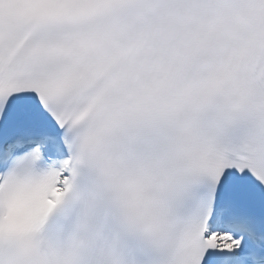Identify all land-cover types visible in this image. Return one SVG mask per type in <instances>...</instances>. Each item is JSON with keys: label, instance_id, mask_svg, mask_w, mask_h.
Returning <instances> with one entry per match:
<instances>
[{"label": "snow or ice", "instance_id": "obj_1", "mask_svg": "<svg viewBox=\"0 0 264 264\" xmlns=\"http://www.w3.org/2000/svg\"><path fill=\"white\" fill-rule=\"evenodd\" d=\"M0 264H264V0H0Z\"/></svg>", "mask_w": 264, "mask_h": 264}]
</instances>
